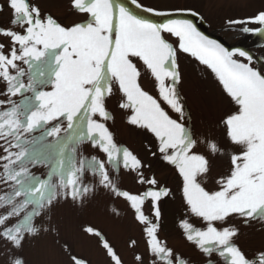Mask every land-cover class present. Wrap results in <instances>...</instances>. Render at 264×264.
Wrapping results in <instances>:
<instances>
[{
    "label": "snow or ice",
    "instance_id": "snow-or-ice-1",
    "mask_svg": "<svg viewBox=\"0 0 264 264\" xmlns=\"http://www.w3.org/2000/svg\"><path fill=\"white\" fill-rule=\"evenodd\" d=\"M6 4L11 18L0 25V185L9 190L0 195V246L7 264H28L27 241L59 237V205L82 210L100 193L125 200L142 226L146 254H134L135 264H192L160 235L161 202L176 200V193L154 172L146 174L151 163L116 142L113 97L125 122L150 135L145 151L178 176V228L204 264H264V243L239 242L245 230L264 235V61L210 39L190 19L156 23L140 14L198 16L192 9L68 0L70 11L84 19L65 24L32 0ZM228 23L256 24L242 31L264 34V8ZM178 53L208 70L232 105L217 123L225 142L196 133L180 91ZM144 73L153 78L158 97L141 86ZM85 143L103 158L80 155L78 146ZM226 154L227 171L212 175L214 159ZM40 164L48 166L47 178L31 171ZM121 170L143 190L122 188ZM82 231L101 239L110 264H123L100 231ZM57 242L70 264H87L67 242ZM129 243L137 245L135 239Z\"/></svg>",
    "mask_w": 264,
    "mask_h": 264
},
{
    "label": "rangeland",
    "instance_id": "rangeland-1",
    "mask_svg": "<svg viewBox=\"0 0 264 264\" xmlns=\"http://www.w3.org/2000/svg\"><path fill=\"white\" fill-rule=\"evenodd\" d=\"M32 2L38 3L43 9L52 11L65 24L84 19L83 16L74 15L70 11L68 0H32ZM139 2L146 7H154L161 11H173L178 8L192 9L199 15L181 14H187V19L192 20L203 34L222 31L216 36L217 38H209L224 43L223 45L230 50L239 48L248 51L254 58L264 61V38L245 40L241 34L234 38L233 31H231L233 29L242 30L244 27L256 29L260 26L256 24L230 25L228 23L232 19H245L258 9L264 8V0H139ZM0 4L5 6L4 11L0 12V25H6L11 18V10L7 8L6 0H0ZM178 63L182 74L180 91L191 113V123L196 133L211 135L221 142H225L224 129L218 128L217 123L232 110V105L222 93L214 77L203 66H197V62L183 53H178ZM254 66H259V64H254ZM141 86L151 95L158 97L154 80L149 74L142 75ZM45 90H50V88ZM109 107L116 116L115 123L110 122V128L115 134L117 144L127 147L139 158L151 163L152 169L146 170V174L154 172L163 184L171 187L176 193V200L166 199L161 202V237L167 239L169 245L177 251L191 257L192 264H204L202 257L183 239L178 228L181 207L178 176L170 166L154 160L145 151L144 145L151 139L150 135H146L144 131L129 126L125 122L124 114L116 108V97L110 99ZM35 135L39 136L40 134L37 132ZM52 139L48 138L49 141ZM35 147L44 150L40 144ZM78 147L79 154L82 156L98 155L103 158L102 154L86 143ZM200 150L203 151V148ZM227 168V154L217 157L213 162L212 175L225 172ZM31 171L40 178H47L49 168L40 164L32 167ZM120 175L122 176V188L133 193L143 190L142 186L135 183L131 175L123 170ZM8 190L4 185H0V195ZM112 208L117 209L119 215H113ZM147 212L148 206L146 205V214ZM54 215L60 225L59 237L41 235L27 241L24 256L28 264H70L67 253L57 240L67 242L71 247L72 254L83 258L87 264H110L109 257L102 247L101 239L82 231V227L87 226L101 232L102 237L106 238L121 256L123 264H135L134 254H146L142 226L136 222L133 211L123 199H113L100 193L82 210L73 208L70 204H61L54 210ZM132 239L137 242L134 248L130 247L129 243ZM239 242L245 247L259 246L264 243V235L253 230H245V235ZM0 264H7V254L2 246H0Z\"/></svg>",
    "mask_w": 264,
    "mask_h": 264
},
{
    "label": "water",
    "instance_id": "water-1",
    "mask_svg": "<svg viewBox=\"0 0 264 264\" xmlns=\"http://www.w3.org/2000/svg\"><path fill=\"white\" fill-rule=\"evenodd\" d=\"M128 6L133 8L134 11H139V10L135 9L134 6L130 5V3H129ZM140 14L142 16H144L145 18L151 19L153 22H156V23L166 22V20L168 18H183V19H187L188 18L187 14H178V15H174L173 17H158V16H154V15H152L150 13H145V12H140ZM227 31H229V30H227ZM231 31L238 32L239 34H241L243 36V38L245 40H247V39L258 40V39L264 38V34H261L260 32H244L242 30H236V29H233ZM221 32L222 31H217V32H212L210 34H206V35L208 37L212 38V37L218 36V34H221ZM222 44H224V43H222Z\"/></svg>",
    "mask_w": 264,
    "mask_h": 264
},
{
    "label": "flooded vegetation",
    "instance_id": "flooded-vegetation-1",
    "mask_svg": "<svg viewBox=\"0 0 264 264\" xmlns=\"http://www.w3.org/2000/svg\"><path fill=\"white\" fill-rule=\"evenodd\" d=\"M233 36H234V38H236V37H238V36H239V33H238V32H235V31H233Z\"/></svg>",
    "mask_w": 264,
    "mask_h": 264
}]
</instances>
